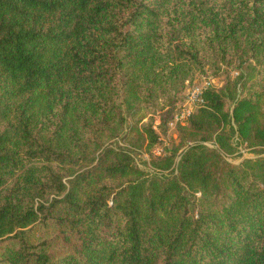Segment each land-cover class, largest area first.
Here are the masks:
<instances>
[{
	"label": "trees",
	"instance_id": "1",
	"mask_svg": "<svg viewBox=\"0 0 264 264\" xmlns=\"http://www.w3.org/2000/svg\"><path fill=\"white\" fill-rule=\"evenodd\" d=\"M234 61L156 173L113 142L150 152L188 76ZM237 141L264 148V0H0V264H264Z\"/></svg>",
	"mask_w": 264,
	"mask_h": 264
},
{
	"label": "rangeland",
	"instance_id": "2",
	"mask_svg": "<svg viewBox=\"0 0 264 264\" xmlns=\"http://www.w3.org/2000/svg\"><path fill=\"white\" fill-rule=\"evenodd\" d=\"M237 65L238 62L234 61L229 66L225 64H219V69L217 71L212 70L209 66H205L201 71L194 70L183 82L181 89L177 92L174 109L172 110L170 117L166 121L164 131L160 132V143L156 145L152 150H150V152H145L143 150H132L119 138H115L113 142H117L118 146L128 148L130 157L134 165H137L139 168L143 169L149 174L156 173L157 170L152 167L151 161H153L156 157L164 155L167 150L171 149L173 141L176 138V127L178 125H183L186 119L180 118L181 114L184 111L186 113V111L189 109L191 112L193 111L192 113H194L200 107L199 104L197 106L190 104V102L188 101V92L193 88H198L202 91L201 97L203 99V93L206 90L210 91L212 89H218L224 84L225 81H231L237 75V72L240 71ZM162 106L163 110H165L166 107L163 104H160V107ZM153 117V126L157 131L159 119L157 114H155ZM129 124L130 120L127 118L126 126H128ZM158 129H160L159 126ZM236 138L237 137H235V139ZM236 143L237 144L235 146V152L232 155H224V158L231 163L236 164L244 158H252L257 155V153H262L264 155V148L260 152L258 149H251L249 147H246L245 143L240 144L239 141H237ZM206 144L208 146H213L212 142H206ZM182 149L177 152V155L174 159L175 164L179 159Z\"/></svg>",
	"mask_w": 264,
	"mask_h": 264
},
{
	"label": "built area",
	"instance_id": "3",
	"mask_svg": "<svg viewBox=\"0 0 264 264\" xmlns=\"http://www.w3.org/2000/svg\"><path fill=\"white\" fill-rule=\"evenodd\" d=\"M208 85V84H207ZM202 91L198 88H193L191 89L189 92H188V101L190 102L191 105H198L201 107L203 105V99H202ZM193 112V111H192ZM189 110L185 111L181 114V117L182 119H185L187 118L191 113H192ZM213 143V142H212ZM207 147H210V148H216V145L213 143V146H208L206 143H204Z\"/></svg>",
	"mask_w": 264,
	"mask_h": 264
}]
</instances>
